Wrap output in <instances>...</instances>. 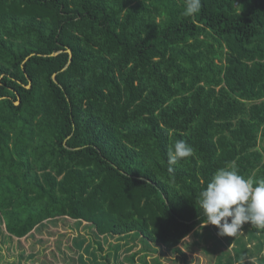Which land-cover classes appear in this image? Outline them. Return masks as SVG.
I'll list each match as a JSON object with an SVG mask.
<instances>
[{
	"label": "trees",
	"instance_id": "trees-1",
	"mask_svg": "<svg viewBox=\"0 0 264 264\" xmlns=\"http://www.w3.org/2000/svg\"><path fill=\"white\" fill-rule=\"evenodd\" d=\"M185 5L0 0L8 237L70 218L97 235L139 238L132 263L146 264L153 247L184 260L179 244L206 219L200 194L217 170L235 164L254 186L264 179V0H201L192 16ZM177 141L194 153L170 165ZM61 243L60 263L75 264ZM120 246L100 264H123ZM41 249L18 263L59 264Z\"/></svg>",
	"mask_w": 264,
	"mask_h": 264
},
{
	"label": "rangeland",
	"instance_id": "rangeland-1",
	"mask_svg": "<svg viewBox=\"0 0 264 264\" xmlns=\"http://www.w3.org/2000/svg\"><path fill=\"white\" fill-rule=\"evenodd\" d=\"M89 226L86 222L78 224L69 218L66 222L59 220L57 225L49 223L41 232L35 231L28 237L18 239L8 237L4 224L0 222V264H22L17 261L19 254L28 257V254L40 248L42 249L37 254L43 262L61 264L63 262L55 252L58 240L62 241L59 245L61 250L75 256V264H100L103 257L109 252L112 254L119 244V260L123 264H143L140 256L135 258L136 263L128 258L132 252L142 247L143 243L139 238L101 236ZM70 242L74 245V251L67 250ZM179 247L186 255L184 260L175 252L164 248L160 252L159 247H153L146 256V264H264V234L251 231L245 224L233 237L221 236L216 226L207 224L203 227L202 224ZM112 259L111 255L109 260L112 262ZM38 260L28 259L26 262L41 264Z\"/></svg>",
	"mask_w": 264,
	"mask_h": 264
},
{
	"label": "clouds",
	"instance_id": "clouds-1",
	"mask_svg": "<svg viewBox=\"0 0 264 264\" xmlns=\"http://www.w3.org/2000/svg\"><path fill=\"white\" fill-rule=\"evenodd\" d=\"M201 9V0H186L185 16H192ZM193 147L177 141L169 152V164L192 156ZM171 171V169H169ZM199 201L204 216L203 227H217L221 236H235L242 225L249 223L264 230V179L255 182L238 173L235 164L218 169L207 187L201 192ZM201 227V224H200Z\"/></svg>",
	"mask_w": 264,
	"mask_h": 264
}]
</instances>
